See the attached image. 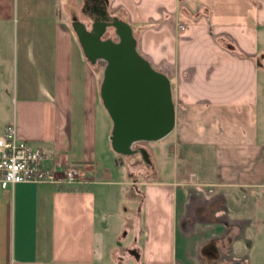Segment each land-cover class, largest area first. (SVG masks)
Here are the masks:
<instances>
[{"label": "crops", "instance_id": "1", "mask_svg": "<svg viewBox=\"0 0 264 264\" xmlns=\"http://www.w3.org/2000/svg\"><path fill=\"white\" fill-rule=\"evenodd\" d=\"M56 5L0 0V135L15 124L20 138L45 149L48 165L78 164L94 183L0 185V264H108V233L118 238L126 222L120 210L109 230L111 201L124 206L121 189L132 186L111 146L98 76ZM108 12L132 26L139 52L170 78L175 144L184 157L195 154L194 165L201 153L208 160L196 171L174 157L145 183L141 264H196L189 260L199 253L220 261L211 225L187 230L198 217L187 187L205 174L211 191L264 188V0H108Z\"/></svg>", "mask_w": 264, "mask_h": 264}, {"label": "rangeland", "instance_id": "2", "mask_svg": "<svg viewBox=\"0 0 264 264\" xmlns=\"http://www.w3.org/2000/svg\"><path fill=\"white\" fill-rule=\"evenodd\" d=\"M56 6L58 9L62 7L59 9L62 11V19L66 20L73 31L75 19L83 22L87 28L91 30L93 21L83 11V0H57ZM75 38L77 43H79L76 33ZM103 38H110L117 41L118 34L116 29L109 27ZM87 61L96 72L99 79V86H101L106 63L104 61L92 63L88 59ZM261 86L260 124L261 128L264 130V61L263 68H261ZM99 103L102 112L106 114V109L100 96V89ZM106 119L110 131L109 133H111L113 122L108 112ZM141 148H144L148 152L150 162H147L143 158L141 152H139ZM180 148L181 147L175 144V134L171 133L159 141L136 143L134 149L137 150V152L133 155L121 156L115 153L120 165L119 171L122 176L125 175V177L128 178L132 187L130 194L128 186H123L121 189V196H123L121 199L125 200L124 206L123 204L121 206L115 204L112 200L106 214L108 215L109 230H111L119 227L117 219L113 217L118 215L120 210L126 212V222L122 225V231L119 237L116 238V235H112V231L108 233L110 235L109 242L111 245H115L112 246L110 251L108 250V264H141L140 250L142 241L140 233L143 211L141 210L139 212V208H141L143 204V187L145 183L156 180L158 177L157 174L159 175V170L171 168L174 157L179 167L185 166L192 170L200 171V168L207 166L205 163L208 162V160L203 157L204 153L199 155L200 163L194 165V163L191 162L194 159L192 156L195 154L191 152L190 156L184 157ZM208 176L209 175L205 174L199 175L197 181L192 182V186L194 187H187L189 191V212L193 211L191 206H194L191 201H195V206L199 213L196 211V214H198L196 222H194V219H189V221L186 222V226L188 230L190 226L211 225V234L215 236V240L218 243L221 252V260H213L212 263V261L205 259V257L199 253L198 255L190 256L189 262H195L196 264H264V188L257 190L255 188L226 186L214 187L211 191L209 189L212 187L205 184L207 178L210 177ZM163 177L166 178V175L163 174ZM114 188L119 187L116 186ZM219 188L221 189L219 190ZM236 222H243L244 225L240 223L243 227L237 225ZM98 224L102 228L100 219ZM135 253L138 254V256H136ZM175 264L182 263L176 262Z\"/></svg>", "mask_w": 264, "mask_h": 264}, {"label": "water", "instance_id": "3", "mask_svg": "<svg viewBox=\"0 0 264 264\" xmlns=\"http://www.w3.org/2000/svg\"><path fill=\"white\" fill-rule=\"evenodd\" d=\"M92 11L96 17L91 30L76 19L73 28L86 58L106 63L100 96L113 122L111 146L117 154L130 156L137 152L136 143L159 141L174 131L172 82L139 52L132 26L109 14L108 0ZM109 27L116 29L117 41L103 38ZM139 152L150 162L144 148Z\"/></svg>", "mask_w": 264, "mask_h": 264}, {"label": "built area", "instance_id": "4", "mask_svg": "<svg viewBox=\"0 0 264 264\" xmlns=\"http://www.w3.org/2000/svg\"><path fill=\"white\" fill-rule=\"evenodd\" d=\"M180 29L185 24H178ZM49 156L45 149L19 137L15 124L0 135V185L12 187L19 183H50L58 187H81L92 184L85 170L78 164L57 169L48 165Z\"/></svg>", "mask_w": 264, "mask_h": 264}, {"label": "flooded vegetation", "instance_id": "5", "mask_svg": "<svg viewBox=\"0 0 264 264\" xmlns=\"http://www.w3.org/2000/svg\"><path fill=\"white\" fill-rule=\"evenodd\" d=\"M83 2H84L83 11L92 19L94 23V17H96V14L92 11L93 6L97 3L104 4V0H83Z\"/></svg>", "mask_w": 264, "mask_h": 264}, {"label": "trees", "instance_id": "6", "mask_svg": "<svg viewBox=\"0 0 264 264\" xmlns=\"http://www.w3.org/2000/svg\"><path fill=\"white\" fill-rule=\"evenodd\" d=\"M61 189H71V190H76V189H83L84 187H67V186H63V187H60Z\"/></svg>", "mask_w": 264, "mask_h": 264}]
</instances>
